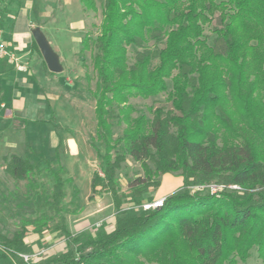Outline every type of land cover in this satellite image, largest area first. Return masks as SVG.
I'll return each instance as SVG.
<instances>
[{"label": "trees", "instance_id": "trees-1", "mask_svg": "<svg viewBox=\"0 0 264 264\" xmlns=\"http://www.w3.org/2000/svg\"><path fill=\"white\" fill-rule=\"evenodd\" d=\"M95 1L81 0L87 10L96 8ZM100 1L94 113L104 168L92 176L90 197L110 195L114 225L107 231L102 224L94 234L72 233L63 221H54L64 212L65 168L48 164L42 173L54 182L35 196L34 231L60 232L68 246L75 245L51 263L236 264L254 246L264 259V0ZM148 38L154 48L138 51L128 64L127 47ZM82 47H88L87 38ZM167 80L170 107L158 102L151 120L132 117L128 99L164 92ZM116 115L125 123L118 136L111 121ZM127 155L140 162L144 176L124 192L115 172ZM3 170L22 179L36 164L13 154ZM170 172L180 175V190L160 206L141 208L152 203L149 191ZM209 183L240 189L191 190ZM77 191L74 186V197ZM0 244L10 257L32 252L20 232Z\"/></svg>", "mask_w": 264, "mask_h": 264}, {"label": "rangeland", "instance_id": "rangeland-1", "mask_svg": "<svg viewBox=\"0 0 264 264\" xmlns=\"http://www.w3.org/2000/svg\"><path fill=\"white\" fill-rule=\"evenodd\" d=\"M31 2H34L32 8L28 7ZM95 5L94 10H87L81 0L0 2V27L4 34L10 36L11 27L18 12H27V17L31 19L27 28V41H30V30L39 27L52 50L58 55L63 67L60 72L53 73L57 74L53 79L58 83L56 91L48 92L51 99L45 100L47 111L39 117L40 119L45 117L48 124L42 127L45 130L40 137L32 132L29 134L32 141L31 145L23 148L25 154L12 152L15 151L12 149H2L3 134L0 128V243L4 238H12L16 232H20L24 242L32 250L31 253L26 254L28 259L25 260L20 255L8 256L3 252L0 244V264H52V258L75 248L74 244L69 246L66 244L60 232L44 230L37 233L34 231L33 221L39 215L35 196L43 190H49L54 182L52 176H45L42 173L48 164L53 170H57L59 164L65 168V172L61 174L64 181L62 201L64 212L59 217L54 216V221H63L72 233L86 230L94 234L102 224L107 231L114 225L115 210L110 195L100 192L90 197L92 176L95 172L102 175L104 168L101 163L104 145L98 135L94 113L99 95V79L93 68V56L96 53L94 39L99 33L102 19V1L96 0ZM43 9H49L47 16H43L45 12H38ZM16 17L15 27L22 29V18L20 15ZM204 33L210 34V25H204ZM84 38H87V48L82 47ZM28 44L22 49L14 43L10 45L17 62L21 55L29 51ZM152 48H154V40L150 38L142 42L140 46H128V64L134 63L138 51ZM32 54L33 57H41V53L35 47ZM2 61L3 59H0V64L7 67L5 71L29 72L27 63L19 62L24 67L19 69L14 61L6 59V64L1 63ZM2 80L3 76H0V83ZM170 88L171 83L167 80V89L164 92L148 98L130 97L128 103L134 109L131 116L144 114L148 120H151L152 108L158 102L165 108H169L170 102L167 97ZM1 105L4 106V104ZM115 112L117 113V107ZM111 121L114 136L120 135L125 128V123L120 121L117 115ZM49 134L54 138V143L58 138L57 151L51 146ZM31 146H34V150ZM117 149L118 147L113 150V156ZM13 154L30 159L36 164V170L22 179L6 173L3 167ZM149 165L152 166L150 163ZM115 176L120 190L126 192L135 178L144 176V171L140 162L127 155L116 169ZM69 177L71 182L67 180ZM160 178L159 187L148 193L152 197L156 193L165 194L180 190L181 186L178 184L180 175L177 172L162 174ZM74 186L78 189L75 197ZM159 199L155 197L152 203ZM236 264H264V259L257 257L254 246L250 250L249 257L245 261H237Z\"/></svg>", "mask_w": 264, "mask_h": 264}, {"label": "crops", "instance_id": "crops-1", "mask_svg": "<svg viewBox=\"0 0 264 264\" xmlns=\"http://www.w3.org/2000/svg\"><path fill=\"white\" fill-rule=\"evenodd\" d=\"M2 1L6 0H1V2ZM28 7H34V2H31ZM47 10L49 9L38 10V12H45L43 16H47L49 13ZM26 13L27 12L23 11L16 14V16H21L23 28L19 29L15 27V20L17 18L15 16L10 36L8 37V35L6 36V34H4V37L9 44V48H12V43L17 45L19 49L25 48L26 44L29 43V51L23 54L27 56L24 57L21 55L19 57V62L28 64L29 72L24 73L17 70L5 71L7 67L0 64V76H3V80L0 83V115H2V117H0V128L3 134L2 149H12L15 150L12 152H17L19 154H25L23 148H27L31 145L30 142L32 140L29 137L31 132L40 137L43 130H45V128L42 127L47 126L48 120L45 117L41 119L39 117L47 111L45 100L51 99L48 92L54 93L58 84L53 81L57 74H53V72L48 70L42 55L41 57H33L32 53L35 47L33 44L34 39L31 34L33 28L30 30V41H27V28L31 19L27 17ZM30 54H32L31 57H29ZM1 63L6 64V59H3ZM1 104H4V106ZM49 136L51 139V146L57 151L58 138L56 143H54V138L51 137L50 134ZM181 183L180 177L178 184L181 186ZM171 192L173 191H169L165 194L156 193L153 200L155 197L160 199L164 198Z\"/></svg>", "mask_w": 264, "mask_h": 264}, {"label": "built area", "instance_id": "built-area-1", "mask_svg": "<svg viewBox=\"0 0 264 264\" xmlns=\"http://www.w3.org/2000/svg\"><path fill=\"white\" fill-rule=\"evenodd\" d=\"M0 2H1V0H0ZM0 59H8V60L14 61L16 66L19 69H24V67L21 66L19 64V62H17L13 51L9 48V44L4 37V32H3L1 27H0ZM224 187H228L230 189H240V187L236 184L225 185V184H218V183H209L206 185H196L194 187H191V190L192 191H205V192H208L210 194H214V193L221 191ZM162 200H163V198L156 200L153 203L141 205V207L143 209H145V208H149V207L160 206L162 203ZM19 255L24 257L25 260L28 259L27 258L28 255H25V254H19Z\"/></svg>", "mask_w": 264, "mask_h": 264}, {"label": "water", "instance_id": "water-1", "mask_svg": "<svg viewBox=\"0 0 264 264\" xmlns=\"http://www.w3.org/2000/svg\"><path fill=\"white\" fill-rule=\"evenodd\" d=\"M32 37L43 57V60L49 71L53 73L60 72L62 66L59 62L58 55L52 50L49 42L39 27H35L31 30Z\"/></svg>", "mask_w": 264, "mask_h": 264}]
</instances>
